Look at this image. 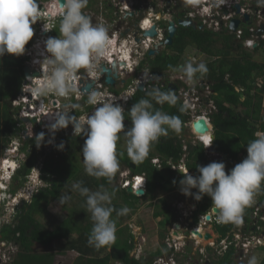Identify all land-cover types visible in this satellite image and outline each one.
Here are the masks:
<instances>
[{"label":"clouds","instance_id":"obj_1","mask_svg":"<svg viewBox=\"0 0 264 264\" xmlns=\"http://www.w3.org/2000/svg\"><path fill=\"white\" fill-rule=\"evenodd\" d=\"M222 1L224 0H183V5L180 6L176 12H171L170 8L168 9L164 5L165 0H160V2L153 3L148 7L143 8L142 6L141 9L136 11V13L128 12L126 20L128 22L131 20L134 21V23L137 22V25L131 26V29L135 31L138 36L135 37V43H130L129 40L126 39L123 46H121L119 45L120 41H118L116 44L118 47H121L117 48V46L113 45L114 38L112 35L109 36L106 26L103 24H94L91 17L84 12L87 5H90L88 0H0V58L6 54L15 57L22 56L26 59L24 65L28 63L32 66L31 61L36 58V56H27L25 51L28 50L26 49V46L29 42L31 40L33 41V25H35L34 28L43 26V30L45 32H50L52 29L47 24L50 22H53L54 24L59 23V35L56 37L50 36L45 41L46 53H43L44 60L41 65L43 75L37 78L36 83L33 82L34 78L29 80V83L31 84L32 94L39 97V99L43 101L42 107H40L39 103L37 104L35 108L37 112L41 114L43 110L44 112H49L51 109L59 112V114L55 116L49 113L50 116H48L49 120L52 118V122L48 125V129L54 130L49 131L52 135L68 128L70 125L73 128L74 135L81 133L86 137L82 148V154L84 169L87 175L96 178L111 179L118 172L117 179L119 189L128 193L127 189L130 188L132 193L128 194H132L142 200L146 194V176L141 173H132L130 169L119 171V156L122 155V153L117 152V144L121 140V134H123L126 141L127 155L134 161H142L145 159L150 152L152 144L157 142L161 136L168 135L169 129H171L170 133H172V136H175L177 139L181 138L180 135L182 133L186 132L188 134V140L184 141V144L180 139L183 145V152L187 150V145H191L192 147L198 146L202 149L206 166H198L199 175H197L194 171H190L186 166L187 155L185 158H182L177 162L168 158H160L159 156H156L153 159V164L158 167V169H161L162 166H169L172 172L181 175L182 177L184 176L180 181L179 191L177 193H168L176 196L173 201H177L179 197L181 198L183 195L185 196L183 197L182 202H168L170 204V206H168L172 218L169 220V224L167 225L168 228L166 227V229H169L170 223L175 219L181 218L182 220L184 217V219L192 218V220H194L195 216L198 218L200 217V219L201 217L206 216V223L198 225V227L195 228L196 230L188 228V231L184 232L181 230L178 232V229L176 233L174 229H171L167 233L168 236L165 237L163 245L172 249L173 252L170 260H165V264H171V259L175 261V264H183L179 260L178 256L182 253V243H186L187 241L191 245L195 246L193 251L200 252L199 249L201 245L195 244L196 242L193 236L196 235L193 234V231H200L201 233L203 229L210 228L213 234L219 235L216 232V227L218 225L221 223L234 222L235 226L232 227L230 231L226 232V234L231 236L233 230L238 227V223L242 220V214L245 207L251 204V202L253 207V201L256 198L255 197L253 199L255 192L259 189L260 185H264V134H257L256 138L247 144V156L241 155L239 158L233 160L215 150L214 127L210 114H206L208 113V108H201L193 111L190 108L183 106L180 101L184 108L186 117L182 121L178 116L169 115L161 110H154L152 100H154L156 104L160 105L167 103L169 106H175L177 104L179 98L175 92L178 93V88L181 82L178 79L172 80V77L177 78V76L173 75L174 71H180L183 73L182 76L184 75L183 77L191 83L197 79L195 78L197 74L203 76L208 73V68L204 63L195 64L194 62L189 61L184 65L183 63L179 64L176 69H172L173 71H166L162 87L173 85L176 90L161 91L158 88H153L148 93V96L151 97V99H140L138 102L134 103L128 110L132 126L127 129L125 128L124 123V108L116 102V99L112 97L105 98L104 93L99 91H92L91 93H88V103L97 105L95 111L92 112L91 115L89 114L79 118L73 116L74 112L72 108H77L79 106H69L68 104H73V102H77L79 100H76L74 96L73 92H75L76 89L72 82L76 79L77 73H79L81 69H87L89 71L93 70L97 66L100 59H103L104 62L98 64L99 69L102 68L101 66L107 67V65H111L112 63L117 64L116 58L111 60L110 64L107 56H110L111 53L119 54V51H123L124 54L127 50L128 44L132 45L134 48H136V45L138 48H144V42H148V40L151 41L152 39V37L146 35V32L149 31L150 28L155 27L157 24L164 25L166 29L165 34L161 30L163 36L160 35V38L162 36L163 40L160 42V50L162 49L161 52L169 53V50L167 49L168 46H164L163 43L166 40L165 38H167L168 24L170 21H175V26L177 27L176 33L181 27L177 23L178 20H190L197 28L201 27L202 31H207L204 27H202V25H200L199 15L196 13V10H198L199 13L201 12L202 14H207L211 9L209 8L210 2L221 3ZM257 1L258 5L255 4V1L253 3V10H262V14L264 16V0ZM104 3L109 4L106 0ZM149 7H157L155 16H152V14L148 12ZM104 8L107 11L109 7L105 5ZM44 12L47 13V17L44 15ZM130 13L133 16H129ZM190 14H194L195 16H190ZM236 15L239 14L236 13ZM156 16L157 24L155 23ZM248 18H250L249 14ZM241 23L242 21L240 24ZM262 27H264V24L260 26L256 32L258 36L264 32L260 30ZM242 29L247 30L244 27H242ZM111 37L113 43H111ZM240 44L242 49L247 52L262 50L257 46H252L253 50H251L247 44L245 46L243 43ZM30 52L32 53L33 51ZM194 56L203 57L205 55L198 52ZM183 61H185V58ZM169 67L171 68L172 66ZM178 67L180 68L178 69ZM261 75L262 74L258 75L257 78ZM259 91L260 90L257 88L255 90L253 89L254 94H257ZM134 92V88L130 89L124 94L122 99L126 101L127 98L134 94ZM51 94L56 95L55 97L58 98V101L63 103L64 107H66L69 112H62L60 108L55 106V102L53 105L49 104L48 96ZM69 94V97H58L67 96ZM40 97H46L47 102ZM243 99L244 95L242 94L240 100L243 101ZM12 100L10 101L9 106L15 126L16 121L13 117L15 109L12 108ZM214 112L215 111H213V113ZM202 116L205 117L199 119H203L206 122L209 131L204 134L206 137L200 138L195 136L193 133L194 128L192 129L191 125L192 123L194 125V122L199 120L197 118ZM23 119L31 121L32 124L25 125L22 122ZM47 119L48 118H45L44 121H41L42 125H47ZM22 120H20L21 125L16 127L18 135L15 136L13 132L11 133L6 143V148L13 140H17L22 133L23 137L21 138L20 145L17 146L18 150L16 151L19 152V155L22 154L23 158H25V154L21 150L24 141L33 139L34 136L30 137V135H33L34 133L36 134L40 129L33 125L36 123L34 119H30L26 116L22 117ZM261 123H264V116ZM22 125H24L23 131L20 130ZM25 131L27 134H25ZM44 133L40 131V134L35 137L43 138L44 141ZM49 143H52V141L50 140ZM64 146V143L61 142L57 148L58 150H63ZM3 154L4 155H2L0 159V165L2 163V159L5 157L4 151ZM23 160L24 159L16 161V157H10L12 164L8 165L6 172H0V213L8 202L12 203L11 199L15 197V195H21L20 190L26 187L28 183L30 173L26 176L25 186L18 191H13V180L17 172L22 167ZM226 166L229 167L227 172ZM39 173L40 175L38 174L37 180L41 181L42 171ZM42 182L43 179L41 183ZM139 189L144 191L143 196H136L134 194L135 191ZM193 189L197 190L196 193H193ZM72 191H78L81 196L86 197L87 210L91 213L93 227L88 237V244L99 249L114 243L116 239L117 227L116 220L112 218L113 212L115 211L118 216H122L129 214L132 209L125 206L117 211L112 206V200L115 196V192H110L108 189L104 188L103 185H101L100 190L91 191L88 187L83 186V182H76L72 185ZM24 193L27 194L28 191L26 190ZM7 195H10V198H7ZM204 196L210 197L212 201V206L206 211L211 215V219L206 214H198L199 207L196 201L202 200ZM191 197H193L196 201H194ZM24 199L25 197L21 195L18 202L22 201L15 206V211L18 210ZM70 199L71 197L69 195H64L60 198V202L67 203ZM153 201L160 203L158 200ZM157 218L161 220L160 217ZM213 218H216L217 222H214ZM14 220L15 215L12 221ZM5 224L6 222L4 221L1 226L3 227ZM186 232L189 233V237L185 236ZM211 232L206 233L212 236ZM204 235H202L203 238ZM4 240L16 244L18 247V251L16 253H19L20 247L17 242L8 239ZM168 243L171 246H169ZM209 252L213 253V249L207 248V251L205 252V258L207 259H209L207 254ZM16 253L14 254V260L16 258ZM130 253H132V251ZM188 253L190 252H186V255ZM226 254L222 257H218L214 252L213 257L210 260H207L206 262L204 258L201 263L206 262L210 264L211 262L212 264L213 261L225 257ZM143 258L145 259L146 257ZM141 259L139 261H142ZM247 264H258L257 257H250L247 260Z\"/></svg>","mask_w":264,"mask_h":264},{"label":"trees","instance_id":"obj_2","mask_svg":"<svg viewBox=\"0 0 264 264\" xmlns=\"http://www.w3.org/2000/svg\"><path fill=\"white\" fill-rule=\"evenodd\" d=\"M89 9L90 5H87L84 11ZM234 36L228 32L215 34L180 27L173 39L172 46L167 47L169 53L161 52L155 59L149 60L150 71L163 74L165 73L163 70L173 71V68L176 69L179 64H182L186 50L191 47L202 55L213 58V60L204 63L208 68V73L203 76L199 75L205 83L210 85L213 91L210 98L217 108V111L210 113L214 127L215 150L233 160L241 155L247 156V144L255 139L257 134H264V123H261L264 116L262 91L260 90L257 94L253 93L254 79L262 74L264 64L256 63L250 56V52L243 50L234 41ZM30 43L26 49L30 47ZM25 62L26 59L22 56L15 57L6 54L0 58V86L6 90L10 88L19 90L25 78L23 75ZM153 86L155 87L156 84ZM236 87L243 89V101L240 100L239 93L235 91ZM158 89L161 91L170 90L168 87H159ZM151 90L146 93H137L130 104L133 105L140 99H151L148 96ZM175 94L179 98L178 93L175 92ZM152 103L154 110H161L169 115L178 116L181 121L186 118L180 98L175 106H169L167 103L156 104L154 100ZM73 116L77 117L78 115L75 113ZM10 130L12 129L10 128ZM0 134L6 135L7 132L5 130L0 131ZM168 135L169 137L162 139V141L160 139L152 144L151 147L154 151L149 152L145 159L134 161L137 167L132 171L146 176V194L142 200L145 199L150 202L157 198L160 201V208L163 207L154 212V217H159L160 211L163 214L161 226L165 228L169 224V218H172L169 212V203L165 197L161 199V197H155V194L157 192L168 194L177 189L180 187V181L184 176L172 172L169 166H162L161 169L153 167L150 164L151 154L160 158L172 159L174 162L185 158L187 155L186 166L190 171L196 172L197 175H199L198 166H206L201 148L187 145V150L183 152L180 139L173 137L172 133ZM85 139L83 134L68 139L70 148L73 150V152L70 151L73 154H70L72 159L78 153H82ZM39 143L40 139L37 137L24 141L21 150L26 158H24L22 167L13 180V191H18L25 186L26 176L41 162L40 158L37 157L40 150ZM43 156H45L44 153H42ZM68 157L63 151L62 155L47 156L41 162L42 179L45 182V187L33 194L29 201H23L16 211L15 220L2 227L1 237L17 242L20 246V251L16 253L13 264H54V257L59 256L58 254H65L67 251L76 254L72 264H114V262L118 264H151L153 259L162 256L163 253L171 254L173 252L172 249L162 245L163 250L157 249L150 254L147 260L145 258L142 261H137L131 257L133 236L129 234L128 230L126 231V227L119 228L123 222L129 219L130 212L122 216H118L115 211L113 212L112 218L117 219L116 227L118 228L114 243L99 249L90 246L88 237L93 227L91 213L87 210L86 197L81 196L78 191H72L74 183L83 182V186L88 187L91 191L100 190L101 185L110 192L114 191L112 206L117 211L125 206L134 210L137 202L142 200L118 189L119 187L116 186L117 175L111 179L89 176L85 172L83 159L80 161L82 169L80 170L72 164V160H69ZM64 190L67 192L65 195L71 197L67 203H62L66 217L59 221L57 226L51 227L40 216L46 212L47 207L52 202L64 196ZM119 190L121 203L115 199L116 195H119ZM192 191L196 193L197 190L193 189ZM255 197H258L260 203L264 204V185H260L259 189L256 190L253 199ZM191 198L196 201L193 197ZM196 203L199 207L198 214H206V211L212 206V201L208 196H204L202 200L196 201ZM252 210L251 202L243 211L244 223L250 221ZM234 226V222L221 223L216 227V232L224 236ZM160 238L164 239V236L161 235ZM36 246L41 249L40 252L36 250ZM51 247L52 249L56 248V250L52 251ZM106 249H109V252L100 256L99 254ZM261 250L264 252V247ZM233 257L234 250L231 249L225 257L213 261L212 264H231L234 261ZM261 264H264V257Z\"/></svg>","mask_w":264,"mask_h":264},{"label":"built area","instance_id":"obj_3","mask_svg":"<svg viewBox=\"0 0 264 264\" xmlns=\"http://www.w3.org/2000/svg\"><path fill=\"white\" fill-rule=\"evenodd\" d=\"M105 0H99L97 5H96V10H87L84 11L87 15H89L92 19V22L94 24H103L106 26L109 36L112 35L114 38V43L111 37V43L113 45L117 46L118 41H123L125 43V40H129L130 43H135V37L138 36V34L131 29V23L126 20L127 18V13L128 12H134L136 13L137 10L141 9L142 5L140 3V0H106L108 1L109 4L104 3ZM118 1V2H117ZM120 2V4H119ZM105 5L108 6L109 8L107 11L105 10ZM235 5H239V15H236V10H235ZM164 7V5H163ZM254 4H251V0H224L221 3H214L210 2L209 8L210 12L207 14H202L201 12L199 13L198 10H196V13L199 15V22L202 27H204L207 31H210L212 33H221V32H228L230 34H234V38L236 41H239V43H243L244 46L247 44L251 50H253L252 46H257L260 47V49L264 50V32L258 36L257 35V30L255 28H248L247 30L242 29V27H238L234 32H232L229 28L230 22L234 19H240L242 18L243 15L249 14L252 15L257 23V27H260L264 24V16L262 14V10L257 9L256 11L253 10ZM47 10V8H46ZM157 11V7H149L148 12L152 14V16H155ZM110 12V13H109ZM110 14V18L106 19L105 15ZM44 15L47 17V13L44 12ZM190 16H195L194 14H190ZM97 17V18H95ZM57 23V22H56ZM53 22H50L47 24L51 29L53 28ZM35 25H33L34 29V38L33 41L28 48L26 54L27 56H36L31 63L32 66L35 70H37L40 73V76L43 75V69L41 68L42 62H43V53H46L45 50V41L48 39V37H56L55 34H53V31L50 32H45L43 30V26L41 27H36L34 28ZM44 32V33H43ZM248 34V35H247ZM160 40H163V37L161 36ZM151 41L148 40V42H144L143 46L146 50L148 49V46L150 45ZM123 46V44L121 45ZM119 46V47H121ZM111 47V45H110ZM117 46V48H119ZM136 48L138 46L136 45ZM30 51H33L32 53ZM138 54L143 55L144 53L138 52V50H135ZM120 54H123V51L118 52ZM114 53H111L110 56L108 57V61L110 63L111 60H114ZM42 59V60H39ZM117 64L118 61H122L120 58L116 59ZM39 61V62H37ZM100 64V62H98ZM97 66L89 71L86 69L88 78L89 79H94L95 75L97 74L95 70L99 69ZM111 64V63H110ZM123 68H119L118 72L120 74L126 73L127 69L126 66L122 63L120 65ZM127 67H129V64H127ZM180 67H178L179 69ZM82 70H80L79 73H77L76 79L72 82L75 86L76 91L73 92L76 100H80L82 97V93L79 90L80 84L78 83L79 80H83L84 77L82 78ZM131 73H133V70L128 68ZM39 76V77H40ZM171 76V75H170ZM36 77L33 79V82L36 83L37 78ZM138 78H141V76H138ZM179 80L181 84L179 85L178 88V95L180 98V101L183 106L190 108L193 111L199 110L201 108L207 109L208 108V113L210 114L213 111H216V105L214 101L210 98V96L213 94L211 87L209 84L205 83L202 78L197 82L198 78L195 79L193 82L189 83L185 78L178 77V78H173L172 80ZM125 84V83H124ZM264 84V69L262 72V75L258 78L254 79L253 86L254 90L257 88H261L262 85ZM134 87V86H133ZM133 89V88H132ZM235 91H237L240 94H242L243 89L236 87ZM32 94V89H31V84L29 83V80L24 78V81L20 87L19 92L16 94V96L13 98L11 104L12 108L15 109L14 112V120L16 121L15 126L19 127L21 125L20 120H22V117H29L30 119H34L36 123V127L40 129L41 132H47L45 133L48 136H51L52 133L49 131H54L48 129V125L51 121H47V125H42L41 121H44L45 118H48L49 113L51 115H57L59 112H56L55 110L51 109L49 112L44 110L42 113H46L47 117H43L37 110H35L37 104L39 103L40 107L43 105V101L39 99V97ZM72 94V93H70ZM58 96V97H69L70 96ZM56 95L51 94L49 95V104L53 105L55 102V106L61 109L62 112H69V110L64 107L63 103H60L58 101V98L55 97ZM112 97L116 99V102L118 103L119 99L121 98H116L114 95L107 94L106 98ZM38 101V102H36ZM29 114V115H26ZM53 116V117H54ZM198 117L199 118H203ZM192 129H193V123H192ZM193 133L195 134L196 137H206L205 135H199L197 134L194 130ZM35 133L30 135V137H33ZM23 137L22 133L20 134L19 138L17 140H13L11 144L6 148V154L5 157L2 159V163L0 165V172H3L4 169L3 167L12 164V161H10L11 155L13 157H16V161H20L21 158L23 157L22 154L19 155V152L16 151L17 146L20 145L21 138ZM14 149V151H13ZM7 156V157H6ZM36 169L41 172L42 171V163L39 162L38 166L36 165ZM40 175V173H39ZM1 187V184H0ZM34 191H37L36 189ZM7 198H10V195H7ZM21 198V195H15L13 197L12 203H7L5 207L2 209L0 213V232L2 228V224L4 222L3 217L5 216V211L9 212L11 218L8 219L7 224H10L13 222L12 220L14 219L13 214L15 215V206L18 204V199ZM203 221V222H202ZM214 222L216 221V218H213ZM201 223H206V216L201 217L200 219ZM199 223V225H201ZM243 224L242 227L236 228L233 230L231 236L229 234H226L224 237H221L220 235L213 234L211 232L210 228L203 229L201 232H211L212 236L208 240L204 239H199L196 238V236H193L195 239V244H200V252L205 253L207 251V248H212L213 253L215 252L216 256L222 257L224 256L229 250L233 249L234 250V258L237 259V262L242 263L245 262L247 264L248 260V255L251 250L256 249L258 246L264 243V204H261L259 200L253 201V210L250 215V221L244 223L243 219L241 222ZM189 225H185V228L183 231H188ZM192 230H196L193 228ZM235 231V232H234ZM203 234V235H204ZM203 237V236H202ZM212 239V240H211ZM211 241H213L211 243ZM169 246H171L168 243ZM18 251V247L16 244L13 242H7L4 239L1 238L0 236V264H12L14 260V254ZM131 257L135 258L137 261H139L141 258L140 256L138 257L135 254H130ZM143 258V257H142ZM143 260V259H141ZM160 262V259H157L156 262L153 264H158ZM163 262V260H161ZM162 264H165L162 263ZM171 264H175V261L171 259Z\"/></svg>","mask_w":264,"mask_h":264},{"label":"flooded vegetation","instance_id":"obj_4","mask_svg":"<svg viewBox=\"0 0 264 264\" xmlns=\"http://www.w3.org/2000/svg\"><path fill=\"white\" fill-rule=\"evenodd\" d=\"M98 1L99 0H88V3L90 4V9L91 10H96L95 8H96V5H97ZM158 2H160V0H140V3L143 6V8L148 7L149 5H151L153 3H158ZM255 4L258 5V1L257 0H255ZM164 5L168 9L170 8L171 12H173V11L176 12L179 9V7L183 5V0H165ZM249 16H250V18H249V20L247 22L244 21L243 18H241L240 21H242V23L240 24V27H244L246 29L255 28L258 31L259 27H257V23H256L254 17L252 15H249ZM130 22L132 23V26H136L137 25V22L134 23V21H132V20ZM155 23L157 24V16L155 18ZM52 30H54V34L56 36H58L59 34H56V33L57 32L59 33V23L53 24ZM161 30L165 34L166 29H165L164 25H158V24L155 25L156 35L152 37L151 43L148 46V51H147V48H146V50H145V48H141V47L134 48L132 45L128 44L127 50H126V52L124 54L114 55V58H116V59L120 58L122 60V61H118V64H116L115 68L116 69H118L117 67L120 68L121 67L120 65H122V63H123L126 66V69H127L126 71L127 72L123 73V74H120V72H118V70H117V78H114V83L113 84H107L106 75L102 71V68H100L98 70H95V72L97 74L94 76L95 77L94 79H89L87 77L88 74H87L86 69H83L82 70V78L84 77V79L82 81L81 80L78 81V83L80 84L79 90L86 83L89 84V83L92 82L91 84H93V86H92V89H91L90 93L92 91H99V92L104 93L105 98H106L107 94L114 95L117 99L121 97L119 99L118 103L125 110V113H124L125 121H124V123H125V128L126 129L130 128L132 126V122L130 121V116H129L128 110L132 106V104H130V102L133 99V97L139 92L146 93L148 90L153 89V88L162 87V84H164L163 81H164L165 73H163V74H160V73L158 74L157 72L152 73V71H150L151 68H150V62H149V60L155 59V57L161 53L162 49L160 50V42H161L160 35L163 36ZM155 48H157V50L159 51L155 56L147 55L149 51L154 50ZM191 48H193V47H191ZM136 49L138 50V52L144 53V54L143 55L138 54L135 51ZM188 49H190V48H188ZM127 64H129V67H127ZM107 67L110 68V65H107ZM121 68L125 69L124 67H121ZM128 68L132 69L133 73H131V71H129ZM163 71L166 72V70H163ZM138 76H141V78L137 79ZM155 84H156V86L154 87L153 85H155ZM158 85H160V86H158ZM139 86L142 87V91L139 90ZM119 88H120V90H123L122 93H118ZM132 88L135 89L134 94L131 97L127 98L126 101L124 99H122L124 94L126 92H128ZM88 97H89L88 94H82L81 99L79 101H77L76 104L82 103L83 105L81 107L79 106L76 109L75 113L78 115L76 118H79V117L85 116V115H89V114L91 115V113L95 111V108L97 107V105L89 104L88 103ZM68 105L72 106L74 104H68ZM72 110H73V108H72ZM79 112H82V114H80ZM170 131H171V129L168 130V134L170 133ZM38 134H40V132L37 131V133L34 135L33 138H36L35 136L38 135ZM80 135H82V134L80 133L79 135L75 136L73 134V128L70 125L68 126V128L63 129V130L59 131L58 133L53 134L51 136H48V135L45 134V140L44 141L42 140V138H39L40 139V143H39L40 150L38 152L42 151L43 148H45V144H51L52 145L53 142L55 144L56 141L60 142V143L63 142L65 146H64L63 150H59L58 154L62 155V152L64 151L65 155L69 156L68 157L69 160H72V156L71 155H73V154H71L70 151L73 152V150H72V148H70V143H69L68 139L69 138H76V137H78ZM50 137H52V140H51L52 143H49ZM53 137H55L56 141H53V139H54ZM121 137H122V134H121ZM166 137H169V135L161 136L158 140L161 139V141H162V139H164ZM152 151H154L153 147L150 148V152H152ZM118 153H122V155L119 156V160H120V170L119 171H124L126 169H130L131 171L135 170V168L137 167V164H135L134 160H132L127 155L126 148L121 150V151H118ZM44 155H45V153H44ZM156 156L157 155H152L151 154L150 164L153 167L158 169V167H156L153 164V159ZM25 158H26V156H25ZM83 166H84V164H83ZM29 175H30V178H31L34 174H32V171H31ZM37 178H38V175L36 177V180H37ZM34 181H35V178L32 181H30V179H29L28 183L32 184ZM43 183H45V182H42V184ZM29 187H27V188H29ZM41 188L42 187L38 188L37 191H32V193L29 196L30 199L32 198L33 194L38 192V190L41 189ZM150 202H152V201H150ZM169 206H170V204H169ZM162 207L161 208L159 207V208L162 209ZM206 215H208L207 212H206ZM209 216H210V219H211V215L210 214H209ZM154 220H155V226H157L158 229L163 230V231L166 229L164 226H160L159 225V221H161L160 219H158L157 217H154ZM157 220H158V222H157ZM169 220H171V218H169ZM199 223H201L200 222V217L198 218L197 216L194 217V220H192V218L184 219V217L182 218V220H181V218L180 219H175L174 221H172L170 223V227H169L168 230L166 229V232L168 233L171 229H174L176 233H177V230L179 229L178 232H180L181 230H183V228H185L184 225H189L188 227L190 229L196 228V227H198ZM178 225H179V227H178ZM193 249H195V246L191 245L188 241L186 243H182V250L183 251L178 256L179 260L183 264H208V263H206L207 261L204 262V263H201V262H199L197 260L192 261V258H193L192 254H191L192 257L189 256L187 258L186 257V252H192ZM149 256L146 257L145 260H147L149 258ZM171 256H172V253L171 254L163 253L162 256H159L158 258L153 259V262H151V264H153L157 259H161L163 261L166 260V259L170 260ZM142 259H144V258H142ZM245 263H246V261L242 262V263H239V262H237V259H235L231 264H245ZM210 264H211V262H210Z\"/></svg>","mask_w":264,"mask_h":264},{"label":"rangeland","instance_id":"obj_5","mask_svg":"<svg viewBox=\"0 0 264 264\" xmlns=\"http://www.w3.org/2000/svg\"><path fill=\"white\" fill-rule=\"evenodd\" d=\"M41 1V0H39ZM255 0H251V4L254 3ZM110 13V12H109ZM97 18V17H95ZM105 18L106 19H109L110 18V14H107L105 15ZM34 38V37H33ZM32 42V41H30ZM29 42V43H30ZM31 44V43H30ZM123 44V41H120L119 45H122ZM259 52H261V56H259L257 59V61L259 62H264V50H259ZM198 52L195 50V48H190L187 50V52L185 53V61H183V65L186 64L187 62L189 61H192L194 62L195 64H199V63H205V61L207 60V62L211 61L212 58H207L205 57L203 59V57L201 56H194L196 55ZM189 56H187V55ZM254 59V57H253ZM100 63H103L104 60L103 59H100L99 60ZM182 74L180 71H174L173 72V75H176L177 78L178 77H182ZM184 76V75H183ZM195 78H198L197 82L201 79L199 74L196 75ZM185 80H187L185 78ZM123 90H118V93H122ZM244 100V99H243ZM77 102H73L74 105H78V106H82L83 104L80 103V104H76ZM86 105V104H85ZM78 108V107H77ZM77 108H73V112L75 113L76 109ZM78 111V110H77ZM83 111V110H82ZM73 113V114H74ZM80 114H82V112H79ZM20 130L23 131L24 130V125H22L20 127ZM80 133H77L75 134V136L79 135ZM180 139L182 141V143L184 144V141L188 140V134L185 132V133H182L180 135ZM55 139V137H53ZM122 139L118 142L117 144V152L118 151H121L123 149L126 148V141H125V138L123 137V134H122ZM53 141H56V139ZM43 140V138H42ZM50 140H52V137H50ZM54 144V142H53ZM51 145V144H45V148H43L42 151H40L37 155L38 158H40L39 160L44 161V159L47 158V156H58V148H57V145L60 144V142H57L54 144V145ZM6 155V145H5V149H2ZM29 150V149H28ZM14 151V149H13ZM42 153H45V156L42 157ZM4 155V154H2ZM13 156L11 155V158ZM21 159H24L23 157ZM83 159V154L82 153H78L73 159H72V164L77 168H79L80 170L81 169V163L80 161ZM38 166V165H37ZM229 167L226 166V172L228 171ZM36 169H34V171H32V174H34L30 179V181L34 180L35 178V181L30 184V183H27L26 187H24L23 189H21V195H23V197H25V199L23 201H29L30 200V194L32 193V191H34L35 189L37 190L38 188L40 187H45V183H41L40 181L36 180V177L37 175L39 174V171ZM117 175L118 177V172L115 174ZM41 181H42V178H41ZM44 182V181H43ZM72 185V184H71ZM30 186V187H29ZM116 186L118 187V180H117V183H116ZM29 187V188H27ZM119 189V188H118ZM27 190L28 193L25 194L24 192ZM67 192L64 190L63 191V194L65 195ZM120 190H119V195H116V200L118 202H122L121 200V197H120ZM176 193V192H175ZM161 199H164V197L166 198V200L169 202V203H178V202H182L183 201V196H181V198L179 197V199L177 201H173L175 199V195H172V194H162L160 192H157L155 194V197H157ZM62 197V196H61ZM60 197V198H61ZM60 198L54 202H52L48 207H47V210L46 212L43 214V215H39L41 219H43L44 221L48 222L50 224L51 227H55L58 225L59 221L63 220L65 217H66V214L64 212V210L62 209V203L60 202ZM154 200H158L157 198L154 199ZM258 198L256 197L254 199V202L257 201ZM22 201V200H21ZM19 201V202H21ZM173 201V202H172ZM18 202V203H19ZM76 203H78V201H75ZM153 202V201H152ZM148 202V200H142L140 202H137V204L135 205V208L134 210H131L130 213V217L127 221L123 222L119 228H125L126 231L129 230L130 234L133 236V244H134V247H133V250H132V254H135L137 255L138 257L140 256V258L142 257H148L151 253L155 252L157 249L159 250H163V244H164V239L166 236H168L167 232L164 230H160L157 228V226H155V220H154V212L161 206V203H157V202ZM5 216L3 217V220L6 222H8V219L11 218L9 212L5 211ZM41 213V212H39ZM14 216V214H13ZM10 217V218H9ZM38 217V216H37ZM159 217L160 218H163V214L159 211ZM114 219V218H113ZM115 220L117 221V219L115 218ZM158 222V221H157ZM163 223L162 221L159 223V225L161 226ZM238 228L242 227L243 224L242 223H238ZM118 229V228H117ZM125 231V232H126ZM124 232V233H125ZM235 232V231H234ZM161 235L164 236V239L160 238ZM212 243V241H211ZM136 244V245H135ZM258 247L256 249H253L250 251L249 255H248V259L252 256H256L257 257V260H258V264H261V261L264 257V252L261 250V248L264 247V243H262L261 245H257ZM20 247V246H19ZM36 250L37 251H41V249L36 246ZM51 250L54 251L56 250V248H53L51 247ZM183 251V250H182ZM109 250L106 249V251L104 250L103 253L99 254L100 256H103L105 253H108ZM201 252H197V251H192L190 253H188L186 255V257L188 258L189 256L192 257L193 255V258H192V261L194 260H197L199 262H201L202 260H204L205 258V253L204 254H199ZM57 254V253H56ZM192 254V255H191ZM208 254V257L209 259L205 258V260H210L212 257H213V253H207ZM59 256H55L54 257V264H72V262L74 261L73 259L76 258V254L71 252V251H67L65 254H58ZM164 262L166 263V261L164 260ZM164 262H160L159 264H162ZM114 264H117L114 262Z\"/></svg>","mask_w":264,"mask_h":264},{"label":"water","instance_id":"obj_6","mask_svg":"<svg viewBox=\"0 0 264 264\" xmlns=\"http://www.w3.org/2000/svg\"><path fill=\"white\" fill-rule=\"evenodd\" d=\"M239 9L240 7L238 5L235 6V10H236V13L239 14ZM129 16H133L131 13L129 14ZM243 19L244 21H248V15H244L243 16ZM240 20L238 19H234L230 22V25H229V28L231 31H235L239 24H240ZM177 23L183 27V28H186V29H192L193 31L195 30H199V31H202V28L201 27H196V25L194 23H192V21L190 20H184V21H181V20H178ZM261 31H264V27L260 28ZM176 31H177V27L175 26V21H170L169 24H168V34H167V38L166 40L164 41L163 45L164 46H172L173 44V37L175 36L176 34ZM146 35L150 36V37H153L156 35V31H155V27H152L149 31L146 32ZM27 51H25V54H26ZM159 51L157 50V48H155L154 50H151L148 52V55L149 56H155ZM116 64L115 63H112L110 65V68H107V67H104V66H101L102 67V71L105 73L106 75V82L107 84H113L114 83V78H117V71H116V68H115ZM23 75L26 79L28 80H31L32 78H35V77H39L40 74L33 69V67L26 63L24 66H23ZM92 83V82H91ZM85 84L82 88H80V91L81 93L83 94H88L91 89H92V86L93 84ZM168 88L172 91H175L176 88L175 86L173 85H169ZM139 90L142 91V87L139 86ZM239 97L241 98L242 97V94L239 95ZM40 98H43L46 102H47V98L46 97H40ZM22 122L25 124V125H31L32 122L27 120V119H23ZM193 130L198 133V134H201V135H204L206 134L208 131H209V128L206 124V122L203 120V119H199L198 121L194 122V125H193ZM26 132V131H25ZM38 132H40V130H38ZM27 134V132L25 133ZM127 192L128 193H132V190L130 188L127 189ZM136 196H143L144 195V191L142 189H139L137 191H135L134 193ZM216 213V212H215ZM193 234L198 236L199 238H202V235L200 233H198L197 231H193ZM185 236L189 237V233L186 232L185 233ZM211 238V235L206 233L204 235V239L205 240H208Z\"/></svg>","mask_w":264,"mask_h":264},{"label":"crops","instance_id":"obj_7","mask_svg":"<svg viewBox=\"0 0 264 264\" xmlns=\"http://www.w3.org/2000/svg\"><path fill=\"white\" fill-rule=\"evenodd\" d=\"M235 41V40H234ZM237 42V41H236ZM240 46L241 44L239 42H237ZM251 54L250 56L254 57V61L256 63H263L264 62H259L255 59H257L259 56H261V52L258 51H255V52H251L249 51ZM187 55V54H186ZM189 56V55H187ZM206 56H203V59L205 58ZM208 58V57H207ZM207 62V60L205 61V63ZM200 76V75H199ZM201 78V76H200ZM203 80V79H202ZM0 131H6L7 134L6 135H3V134H0V159L2 157V154H3V150L8 139H9V136L11 135V133L13 132V134L15 136H17V132H16V126H14V122L12 120V115L10 113V101L15 97V95L18 93V89H14V88H10L9 90H6L4 89L3 87L0 86ZM259 90L262 91L261 95L263 97V101H264V85H262L261 88H259ZM10 128L12 130H10ZM11 132V133H10ZM179 191V187L175 190H173L172 192L173 193H177Z\"/></svg>","mask_w":264,"mask_h":264},{"label":"bare ground","instance_id":"obj_8","mask_svg":"<svg viewBox=\"0 0 264 264\" xmlns=\"http://www.w3.org/2000/svg\"><path fill=\"white\" fill-rule=\"evenodd\" d=\"M39 60H42V59H39ZM37 62H39V61H37ZM41 114L43 115V117H44V116L47 117L46 113H41ZM26 115H29V114H26ZM50 119H51V121H50V123H51V122H52V118H50ZM47 121H49V117H48ZM3 169H4V172L7 171V167H6V166H4ZM0 200H1V199H0ZM207 216L210 217L209 214H208ZM208 221H209V220H208ZM197 232L200 233V231H197ZM200 234L203 235L204 232H201ZM196 238H199V237L196 236ZM199 239H204V238L202 237V238H199ZM204 240H205V239H204ZM211 240H212V239H211ZM131 242L133 243V240H132ZM212 242H213V241H212Z\"/></svg>","mask_w":264,"mask_h":264}]
</instances>
